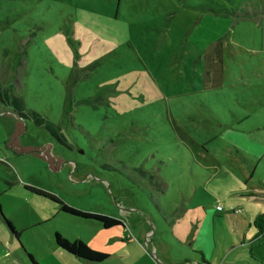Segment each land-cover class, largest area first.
<instances>
[{"label": "rangeland", "instance_id": "obj_1", "mask_svg": "<svg viewBox=\"0 0 264 264\" xmlns=\"http://www.w3.org/2000/svg\"><path fill=\"white\" fill-rule=\"evenodd\" d=\"M245 84H264V0H0V201L19 244L38 264H88L57 233L109 257L99 264H144L181 205L255 212L233 193L258 184L221 126L263 120ZM203 160L222 170L204 189ZM224 213L217 243L233 238ZM0 264L24 263L0 242Z\"/></svg>", "mask_w": 264, "mask_h": 264}, {"label": "crops", "instance_id": "obj_2", "mask_svg": "<svg viewBox=\"0 0 264 264\" xmlns=\"http://www.w3.org/2000/svg\"><path fill=\"white\" fill-rule=\"evenodd\" d=\"M222 85L223 81L221 80L220 85H217V87L222 89ZM249 85L245 84L244 88L254 90L253 98L263 101L264 97L261 91H264V84L254 87H248ZM240 99L238 98V100ZM241 101L246 106L250 105L245 98ZM238 115L233 121L222 123L221 126L227 128V139L234 149L237 161L248 169L251 178H256L258 185L255 188L236 189L233 193L239 197L253 199L257 206L256 211L250 210L246 201L240 203L243 209L238 206L229 209L221 206V211L216 208L211 210L203 205L189 210L186 205L185 207L181 205V215H178L177 219L176 214L171 212L172 219L167 220V223L165 222L162 227H158L161 239L158 243L153 244L152 251L149 252L146 249L149 254H144L146 260L144 264H264V230L259 232L254 224L264 214V144H262V141H255L252 137L257 131L264 129V118L262 121L258 120L251 112ZM210 141L208 140L202 145L201 157L207 158L208 150L205 145ZM202 168L209 175L207 179L199 183V187L204 189L212 177L219 176L222 170L216 168L213 173H210L211 166H209V162L204 160ZM1 209L0 201V242L10 249L18 262L30 264L25 249L7 227ZM158 209L163 215L169 213L160 208ZM223 211H225L223 214L225 217L219 218H224L226 222L231 221L234 224V232L230 231V235H228L233 238L224 240L219 237L220 242L217 243L215 223L221 221L216 218L218 217L217 213ZM155 230L157 231L156 228ZM148 231L142 234L146 237ZM88 264L99 263L88 262ZM129 264H136V262Z\"/></svg>", "mask_w": 264, "mask_h": 264}, {"label": "trees", "instance_id": "obj_3", "mask_svg": "<svg viewBox=\"0 0 264 264\" xmlns=\"http://www.w3.org/2000/svg\"><path fill=\"white\" fill-rule=\"evenodd\" d=\"M25 189H27L32 194L50 199L54 203L58 204L60 206V210H62L65 213H68V214H71L74 216H78V217H82L84 219H90V220L98 221L99 223L102 224V226L105 229H110V228H113L114 226L119 225V221L116 219H113V218H110L107 216H103V215H97V214L82 212V211L73 209V208L61 203L54 196L50 195L49 193L43 192L40 189L30 188L27 186L25 187ZM4 220H5L7 227L11 231L12 235L14 236V238L18 240L20 233L17 232L6 219H4ZM254 224H255V227L258 229L259 232H263V230H264V226H263L264 225V214L261 215L254 222ZM54 238H55V244L58 248L62 249L63 251L67 252L68 254H70V255L78 258V259H82V260L87 261L89 263H102L109 258L104 253L93 251L85 243H83L80 240L70 242L57 233L54 234ZM26 256H27L30 264H38L31 255L26 253Z\"/></svg>", "mask_w": 264, "mask_h": 264}, {"label": "built area", "instance_id": "obj_4", "mask_svg": "<svg viewBox=\"0 0 264 264\" xmlns=\"http://www.w3.org/2000/svg\"><path fill=\"white\" fill-rule=\"evenodd\" d=\"M216 209H217L218 211H221V210H222V207H221V206H217ZM237 212H239V211H237Z\"/></svg>", "mask_w": 264, "mask_h": 264}]
</instances>
